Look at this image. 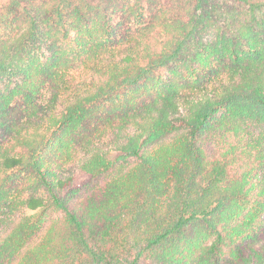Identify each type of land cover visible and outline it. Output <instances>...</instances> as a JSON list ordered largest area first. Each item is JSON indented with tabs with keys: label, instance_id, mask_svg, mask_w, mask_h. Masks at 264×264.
<instances>
[{
	"label": "trees",
	"instance_id": "1",
	"mask_svg": "<svg viewBox=\"0 0 264 264\" xmlns=\"http://www.w3.org/2000/svg\"><path fill=\"white\" fill-rule=\"evenodd\" d=\"M247 123L264 0H0V264H264V143L197 141Z\"/></svg>",
	"mask_w": 264,
	"mask_h": 264
},
{
	"label": "rangeland",
	"instance_id": "2",
	"mask_svg": "<svg viewBox=\"0 0 264 264\" xmlns=\"http://www.w3.org/2000/svg\"><path fill=\"white\" fill-rule=\"evenodd\" d=\"M149 13H146V24H150L153 22V19H151L149 16ZM116 20L121 22L120 23V27L119 29L121 31H124V26L128 25V24H133V26H135L134 22L132 19H130V17L128 16V14L126 13H119L116 17ZM155 28H152V33H156L157 30L160 31V28H158V25L155 24ZM157 35V33H156ZM56 36H58L56 34ZM158 39L160 40V44H163L166 40H169L167 35H165L164 33H160V35H157ZM52 38H55V36H53ZM205 39L208 41H211L213 39V34L211 32H208L205 36ZM218 62L215 60L213 61V63H211L207 68V69H214L215 67H217ZM182 73L185 75V72L182 70ZM162 75H166V72H162ZM202 75L207 76L208 73L204 72L202 73ZM79 78L77 77L76 80H78ZM16 82V80H15ZM48 96H50V93H48ZM94 125V121L92 119H89L87 121V126H92ZM260 137L261 142L264 143V123H247L246 125H244L243 131H241V140L239 141L238 138H234L230 133L225 132V135L223 134L222 130H211L205 133H202L198 136V144L202 147V149L205 151L206 155L211 158L213 156H216L217 154H219L221 151L226 150L230 145H240V147L236 150L237 153H239L241 156L243 155L244 151L246 155H251V152H249V150H247L246 148H248V146H246L245 141H248L249 139L253 140L257 137ZM3 139V136H0V140ZM103 143V142H102ZM238 154V155H239ZM77 158V157H76ZM75 158V159H76ZM244 160H246V158H244ZM77 161H75L74 163H68L66 166V168H73L74 164ZM240 163H242V161H240ZM243 165H235L233 171L235 173H238L241 171ZM47 225H45L41 231L39 232L38 236L35 237V239H33V241H35L38 237H41L45 230H46ZM251 239L257 240L260 239L263 235H264V214L262 215V217L256 221L252 227V229L249 232ZM32 241V242H33Z\"/></svg>",
	"mask_w": 264,
	"mask_h": 264
}]
</instances>
